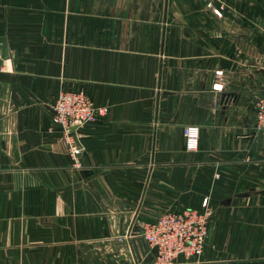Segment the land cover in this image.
<instances>
[{"label": "crops", "instance_id": "1", "mask_svg": "<svg viewBox=\"0 0 264 264\" xmlns=\"http://www.w3.org/2000/svg\"><path fill=\"white\" fill-rule=\"evenodd\" d=\"M0 37V264H158L142 228L204 209L172 264H264V0H0ZM60 90L107 107L76 155Z\"/></svg>", "mask_w": 264, "mask_h": 264}, {"label": "built area", "instance_id": "2", "mask_svg": "<svg viewBox=\"0 0 264 264\" xmlns=\"http://www.w3.org/2000/svg\"><path fill=\"white\" fill-rule=\"evenodd\" d=\"M214 12L220 16L218 11ZM215 74L220 76L221 72ZM221 87L217 82L212 85L214 90ZM51 109L52 116L47 132L60 135L71 155L81 151L75 141L76 130L107 112V107L95 106L88 95L78 90H60ZM252 111L256 128L263 129L264 93L255 100ZM183 136L185 150L189 153L196 152L199 147V128L195 125L186 126ZM202 204L205 206L206 200ZM207 221L205 209L201 212H165L146 224L139 236L149 249H156V263L172 264L179 257L189 260L201 256L207 237Z\"/></svg>", "mask_w": 264, "mask_h": 264}, {"label": "water", "instance_id": "3", "mask_svg": "<svg viewBox=\"0 0 264 264\" xmlns=\"http://www.w3.org/2000/svg\"><path fill=\"white\" fill-rule=\"evenodd\" d=\"M8 53H7V45L4 38L0 37V66L4 59H6ZM74 131V129H72ZM153 252L156 253V249H153Z\"/></svg>", "mask_w": 264, "mask_h": 264}]
</instances>
